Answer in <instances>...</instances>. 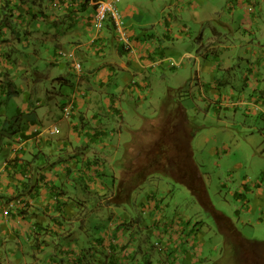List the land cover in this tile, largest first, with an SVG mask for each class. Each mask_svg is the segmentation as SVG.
Segmentation results:
<instances>
[{
	"label": "crops",
	"instance_id": "0c3cea01",
	"mask_svg": "<svg viewBox=\"0 0 264 264\" xmlns=\"http://www.w3.org/2000/svg\"><path fill=\"white\" fill-rule=\"evenodd\" d=\"M98 1L0 0V264H203L192 219L145 178L106 182L111 130L126 102L141 108L164 76L183 88L190 68L215 105L220 55L247 58L259 83L264 0H118L125 35L113 17L97 26ZM240 104L235 116H263L253 128L264 136V104ZM123 221L147 228L127 235Z\"/></svg>",
	"mask_w": 264,
	"mask_h": 264
},
{
	"label": "rangeland",
	"instance_id": "374dc122",
	"mask_svg": "<svg viewBox=\"0 0 264 264\" xmlns=\"http://www.w3.org/2000/svg\"><path fill=\"white\" fill-rule=\"evenodd\" d=\"M44 32L46 38L48 32ZM225 58V61L222 55L216 58V61L219 60L222 63L218 69L220 74L216 81L221 84L217 90L223 95L215 105L210 102V96L213 93L209 88L210 79L207 77L208 86L204 88V85H200L199 71L192 68H190L192 72H187V79L182 84H185L183 88L176 90L168 88L173 85L170 84L173 81L171 77L164 76L156 86L155 97L141 108L138 103L126 102L128 114H124L125 117L114 124L111 130L113 136L110 137L114 145L111 148V154L115 156L114 167L117 174L112 168L113 164L107 163L110 176L109 181L106 182L113 187L115 177L116 185L119 187L122 182V172L127 174L125 172L132 167V163L155 162L154 153L149 158L145 157L142 151L144 140L141 139L146 138L143 147H148V144L153 142L152 136L149 137L148 131L144 129L141 135H137L140 132L138 130L150 123L159 124L160 117L170 112L172 102L179 108L182 104L187 108L186 119L190 135L195 136L191 141L192 155L198 164L197 174L201 176L202 184L207 190L208 198L206 199L211 200L212 206L216 209L229 215L244 237L249 240L264 241V211L262 210L264 190L260 193L257 191V187L264 186V178H262L264 173L261 174L264 171V136L253 128V123L261 122L259 117L263 116H257L252 111L247 116H243L245 112L235 116V113L241 110L240 102L245 98L260 99L264 104V72L260 73L258 83L257 74L254 72L256 70L252 71L247 67V58L238 52ZM244 61H246L245 65H243ZM69 101L66 99V102ZM67 106H71V103L65 105ZM164 117L167 118V115L165 114ZM56 129L58 128L54 126L48 130L55 132ZM247 138H252L253 141L249 142ZM227 148L229 149L226 151ZM175 154L171 155L175 156ZM128 173L127 175L131 176L132 173ZM142 186L148 188V191L164 195L173 209H178L184 217L188 216L192 219L194 237L200 239L193 249L194 253L197 248L198 260H201L203 264H235L233 248L226 246V237L217 224L215 213L203 205L188 185L181 183L172 175L152 170L143 180ZM245 196L250 198L249 202H243ZM100 197H104L103 192ZM138 210L136 207L137 213ZM91 212L92 214L98 212L95 204L92 205ZM104 221L106 223L110 221L107 227L116 225L108 214H104ZM139 225L141 227L136 225L134 228L131 222L123 221L121 227L127 235L133 229L132 235L137 234L139 237L145 223H139ZM150 246V251L158 250L153 244ZM199 247L203 248L202 252L198 251ZM78 261L79 258L75 255L74 262Z\"/></svg>",
	"mask_w": 264,
	"mask_h": 264
},
{
	"label": "trees",
	"instance_id": "16d2710c",
	"mask_svg": "<svg viewBox=\"0 0 264 264\" xmlns=\"http://www.w3.org/2000/svg\"><path fill=\"white\" fill-rule=\"evenodd\" d=\"M108 19L113 18L110 16L106 20ZM113 23L116 21L114 20ZM185 109L182 104L179 108L172 102L170 112L165 113L167 118L163 114L159 124L150 123L138 130L140 132L137 135H141L144 129L148 131L149 137L152 136L153 142L148 144V147H143L146 138L141 139L144 140L142 151L145 157L149 158L154 153L155 162L151 164L140 163L143 161L134 162L127 170L135 173L140 180L150 171L159 170L188 185L203 205L215 213L217 224L226 237V246L233 248L235 264H264V241L249 240L244 237L236 224L225 213L212 206L211 200L206 199L207 190L202 184L201 176L197 174L198 166L192 155L191 141L194 136L190 135ZM172 153H176L175 156L171 155ZM126 176L127 174H124V177Z\"/></svg>",
	"mask_w": 264,
	"mask_h": 264
},
{
	"label": "built area",
	"instance_id": "2783aa9c",
	"mask_svg": "<svg viewBox=\"0 0 264 264\" xmlns=\"http://www.w3.org/2000/svg\"><path fill=\"white\" fill-rule=\"evenodd\" d=\"M56 3H59L58 0H56ZM112 16L118 28L120 29V33L122 35H125L123 31H121V25H120V18H121V13L117 8V3L116 0H101L97 2V7H96V13H95V23L99 28H102L105 20ZM80 67V64H78Z\"/></svg>",
	"mask_w": 264,
	"mask_h": 264
}]
</instances>
